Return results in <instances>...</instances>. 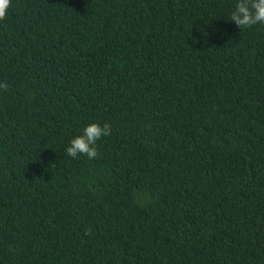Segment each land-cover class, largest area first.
I'll return each instance as SVG.
<instances>
[{
	"label": "trees",
	"instance_id": "1",
	"mask_svg": "<svg viewBox=\"0 0 264 264\" xmlns=\"http://www.w3.org/2000/svg\"><path fill=\"white\" fill-rule=\"evenodd\" d=\"M236 3L11 0L0 264H264V24ZM92 122L98 157L64 155Z\"/></svg>",
	"mask_w": 264,
	"mask_h": 264
},
{
	"label": "clouds",
	"instance_id": "2",
	"mask_svg": "<svg viewBox=\"0 0 264 264\" xmlns=\"http://www.w3.org/2000/svg\"><path fill=\"white\" fill-rule=\"evenodd\" d=\"M11 0H0V20L5 19ZM229 19L241 30L257 24H264V0H237L235 8ZM7 83H0V89L7 90ZM111 135V125L105 122L102 126L92 122L87 124L82 134L76 135L65 149L64 155L76 158L79 155L86 156L89 160L98 157L96 142L103 136ZM90 232V229H86Z\"/></svg>",
	"mask_w": 264,
	"mask_h": 264
}]
</instances>
